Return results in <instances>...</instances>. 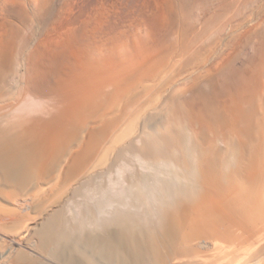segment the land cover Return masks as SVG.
<instances>
[{
	"label": "bare ground",
	"instance_id": "obj_1",
	"mask_svg": "<svg viewBox=\"0 0 264 264\" xmlns=\"http://www.w3.org/2000/svg\"><path fill=\"white\" fill-rule=\"evenodd\" d=\"M180 1L96 3L23 53L0 23V204L37 214L20 263L264 264V55L131 97L203 33Z\"/></svg>",
	"mask_w": 264,
	"mask_h": 264
},
{
	"label": "rangeland",
	"instance_id": "obj_2",
	"mask_svg": "<svg viewBox=\"0 0 264 264\" xmlns=\"http://www.w3.org/2000/svg\"><path fill=\"white\" fill-rule=\"evenodd\" d=\"M247 1L181 0L178 5L195 8V11L198 8L201 9L195 12V16L199 20L212 19L210 21L207 19L208 21L205 22L203 20L205 25L203 23L198 24V28L200 26L199 29H202L203 33L190 31L187 35H179L178 32H175L169 37L175 43L174 49H167L169 50L170 61L159 77L149 83V88L140 85L132 91L131 97L136 100V103L150 101L163 90L172 78L192 72L206 61L223 59L230 70L239 71L257 66V57L261 58V55H264V0ZM96 3L103 6L118 3L121 6L123 0H16V2L0 0V23L12 31V36L21 47V53H23L33 48L36 41L42 38L45 32L48 33L50 29L53 31L59 26H69L83 20L86 13ZM36 5H41V8ZM194 43L195 48L192 47ZM186 45L189 46L190 50H188L189 48L186 49ZM165 54L167 55V53ZM21 60L22 58L19 56V63ZM262 70L264 71V65ZM21 72H23L22 67L20 68ZM175 112L178 114L177 109ZM0 205L4 209L12 208L2 203ZM14 208V211L13 209H7L3 213L0 211V244L8 249L15 246L11 242V239H15L20 246L16 245L15 252L10 254L9 260L11 262L9 264H23L22 261L21 263L18 261V256L21 255V252L27 251L29 253L27 245L32 244V240L35 239L29 235V232L36 225L37 214L28 208H26L28 210L21 212V209H25V207ZM11 213H14V216ZM26 263L28 264V262Z\"/></svg>",
	"mask_w": 264,
	"mask_h": 264
}]
</instances>
